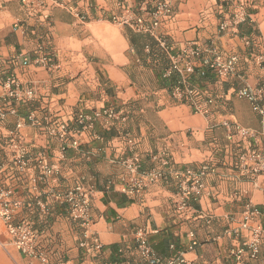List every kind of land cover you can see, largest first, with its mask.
I'll return each mask as SVG.
<instances>
[{
	"label": "crops",
	"instance_id": "obj_1",
	"mask_svg": "<svg viewBox=\"0 0 264 264\" xmlns=\"http://www.w3.org/2000/svg\"><path fill=\"white\" fill-rule=\"evenodd\" d=\"M69 1L72 10L54 6L47 17L39 10H28L19 0L5 1L0 7V97L10 77L13 86L32 87L36 92L31 100L10 102L16 112L0 123V165L5 168L1 181L12 187L11 198L21 202L15 221L32 223L39 247L51 264H105L118 257V248L132 241L138 227L155 244V236L174 238L175 249L184 252L187 264H236L229 255L235 240L223 236V231L238 225L246 203L264 206V175H248L234 166L238 148L264 153V114L235 95L237 89L254 87L259 81L261 68L254 57L264 54V0H175L174 17L157 26L154 35L112 22L126 8L130 15H147L145 0ZM238 2L246 5V20L236 31L218 30L220 20ZM106 26L109 33L103 30ZM98 31L104 34V43L95 38ZM156 36L164 39L167 49ZM186 42L237 56L234 70L223 79L208 67L211 52L204 51L195 60L189 79L215 98L209 115L174 101L170 87L160 86L156 77ZM38 45L53 53L58 68L33 61ZM24 58L28 65L22 64ZM132 64L136 72L128 70ZM104 106H114L125 119L117 118L109 128L97 122L77 148L61 153L59 141L44 133L46 118L71 123L76 111ZM30 111L40 125L25 122L16 129V123ZM224 119L255 130L257 137L237 144L227 138L221 125ZM12 132L26 144L30 156L43 151L48 163L59 168L56 184L46 183L33 161L25 172L14 169ZM159 150L166 151L172 168L196 169L203 162L215 168L207 179L210 195L192 201L195 212L184 219L173 211V189L161 183L137 196L119 191V174L124 170L120 159L136 153L145 170L148 155ZM80 178L91 194L92 223L86 234L98 238L100 249L91 244L79 246L83 229L58 202V194ZM112 192L132 201L118 205L110 200ZM39 200L45 210L37 204ZM260 221L264 227V213ZM188 230L198 241L193 250L187 249ZM0 264H36L13 246L1 218Z\"/></svg>",
	"mask_w": 264,
	"mask_h": 264
},
{
	"label": "built area",
	"instance_id": "obj_2",
	"mask_svg": "<svg viewBox=\"0 0 264 264\" xmlns=\"http://www.w3.org/2000/svg\"><path fill=\"white\" fill-rule=\"evenodd\" d=\"M9 0H0L1 5ZM28 10L41 11V15L48 16V11L54 7H62L72 10L69 0H19ZM175 0H145L144 6L147 15H130L129 9L112 17V22L120 25H129L137 32H146L154 35V30L161 23L170 21L174 15ZM247 17L246 5L238 2L234 10L223 17L218 23V30L231 29L236 31L238 25L245 21ZM84 19V17H81ZM160 46L167 49V45L159 36H156ZM204 51L212 53V58L208 61L209 69L216 74L219 79L226 78L233 70L237 62V56H226L218 51L216 47L203 48L195 42H186L180 51L170 57L169 64L163 69L162 76L169 77L176 74V79L169 88L170 97L176 102L186 103L195 113L209 115L215 103L213 95L203 87L193 84L190 75L195 69V60ZM38 55L34 62L48 68H58V63L53 53L46 51L42 45L37 46ZM255 62L261 68L258 84L254 87L243 86L235 91L237 98L245 99L250 103L252 110L258 114H264V54H256ZM23 65H28L27 58L23 59ZM12 77L7 78L3 83L6 88L0 97V123L7 114H15V107L12 101H27L35 98V90L32 87L20 88L14 85ZM121 118L114 106H104L92 111L78 110L75 112L72 122L61 118H46L43 130L47 137L53 138L60 143V152L63 153L68 147L77 148L81 144L85 134L94 129L97 122L109 128L113 122ZM125 118H121L124 120ZM29 122L31 125H40L39 119L34 111H30L25 117L19 120L15 127L19 129L22 124ZM221 125L226 130L228 139H235L238 144L249 138H256L257 132L245 127L237 122L224 119ZM95 136L96 134H92ZM10 146L14 150L12 162L14 169L25 172L29 166V161L40 171L42 179L46 183L56 184L59 180V168L49 164L43 151H38L34 156L29 155V150L23 140L12 132ZM149 166L141 170V158L133 153L128 157L120 159L123 171L119 174V191L129 196H137L154 184L162 185L173 189L172 208L175 214L184 219L195 212L192 201L199 200L204 195H210L207 188V179L214 172V166L208 162H203L196 169L185 167L182 169L172 168L170 159L165 150L151 152L148 155ZM234 166L244 171L248 175H264V153L256 148H238ZM5 171L0 165V218L5 230L9 234L13 246L25 257L35 259L36 264H51L45 250L38 244V235L28 220L15 221V215L21 206V202L13 200V189L1 181V175ZM58 202L65 207L69 219L76 222L83 229V239L79 242L80 247L93 245L100 249L98 238L91 234L87 235L88 227L92 223L90 215L91 194L90 189L85 188L81 178L73 185L66 187L58 196ZM42 208L44 204L37 202ZM264 213V206L258 207L251 203H246L241 212L238 225L227 228L223 231V236H231L235 243L229 248V255L236 264H264V227L260 221V216ZM209 221L210 218L208 217ZM246 231L247 235H242ZM188 238V250H193L198 241L192 230L186 232ZM173 249V245L169 246ZM122 260L121 264H187L184 252L174 250L167 256H160L150 245L148 233L143 227H138L134 231L131 242L121 245L117 251ZM105 264H115L107 262Z\"/></svg>",
	"mask_w": 264,
	"mask_h": 264
},
{
	"label": "trees",
	"instance_id": "obj_3",
	"mask_svg": "<svg viewBox=\"0 0 264 264\" xmlns=\"http://www.w3.org/2000/svg\"><path fill=\"white\" fill-rule=\"evenodd\" d=\"M156 77L158 79V83L160 86L170 87L173 84L174 80L176 79V74H171L169 77H163L162 71L161 72L159 71V72H156ZM110 200L116 202V204L118 205H126L132 201V198H127L123 194H117V193L112 192L110 194ZM154 239H158L157 244H155L154 242H151V239L148 237V241L150 245L160 256L162 257L167 256L171 254L174 250H176L175 248L177 247V244H176L177 241L174 238L165 237L164 240L163 239L161 240L158 238V236H155ZM171 244L173 245V249L169 248ZM166 249L167 250L169 249V252L166 251ZM117 256L118 257L114 258L113 260L109 262H112L115 264H121L122 258L118 252H117Z\"/></svg>",
	"mask_w": 264,
	"mask_h": 264
},
{
	"label": "rangeland",
	"instance_id": "obj_4",
	"mask_svg": "<svg viewBox=\"0 0 264 264\" xmlns=\"http://www.w3.org/2000/svg\"><path fill=\"white\" fill-rule=\"evenodd\" d=\"M108 26L104 27L103 30L106 32H110L109 30H107ZM95 38H97L101 43H104L105 40V36L102 32L98 31L97 33H95ZM128 70H130V72H136V68L134 67V65L132 64L130 67H128Z\"/></svg>",
	"mask_w": 264,
	"mask_h": 264
}]
</instances>
